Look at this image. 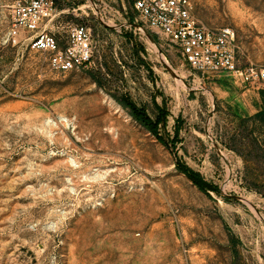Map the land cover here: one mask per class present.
Masks as SVG:
<instances>
[{"label":"rangeland","instance_id":"rangeland-1","mask_svg":"<svg viewBox=\"0 0 264 264\" xmlns=\"http://www.w3.org/2000/svg\"><path fill=\"white\" fill-rule=\"evenodd\" d=\"M191 2L264 69V0ZM55 4L63 45L91 31L89 69L51 70L0 0V264H264V83L204 79L129 0Z\"/></svg>","mask_w":264,"mask_h":264},{"label":"built area","instance_id":"built-area-1","mask_svg":"<svg viewBox=\"0 0 264 264\" xmlns=\"http://www.w3.org/2000/svg\"><path fill=\"white\" fill-rule=\"evenodd\" d=\"M130 1L137 21L152 33L165 36L190 69L204 79L228 75L247 86L264 83V69L239 66L234 31L206 27L197 18L191 0ZM9 9L14 27L31 35V50L47 55L51 70L67 73L91 67L94 50L88 28L72 27L65 47L49 30L56 13L55 0H10ZM132 26L143 31L139 25Z\"/></svg>","mask_w":264,"mask_h":264},{"label":"trees","instance_id":"trees-1","mask_svg":"<svg viewBox=\"0 0 264 264\" xmlns=\"http://www.w3.org/2000/svg\"><path fill=\"white\" fill-rule=\"evenodd\" d=\"M129 4L132 6L131 1L129 0ZM132 22V21H131ZM129 107L132 109L134 116L148 129L150 130L156 137H159V125L164 122V116L161 115L160 119L157 122H154L143 110L138 109L137 107L133 105H129ZM181 171L185 174H187L190 179L198 185L202 190L205 189L206 183L203 181V179L196 173L192 172L191 170L187 168H181Z\"/></svg>","mask_w":264,"mask_h":264},{"label":"crops","instance_id":"crops-1","mask_svg":"<svg viewBox=\"0 0 264 264\" xmlns=\"http://www.w3.org/2000/svg\"><path fill=\"white\" fill-rule=\"evenodd\" d=\"M58 17H59V16H55V17H54V19L52 20V22L49 24L48 28H49V30H50V31L56 36V38H57V40H58L60 46L65 47V46L67 45V43H68V40H69V35H70V30H71V28H70V30L68 31V36H67V38H66V43L64 44L65 46L62 44V39L60 38V36H57L56 33L53 32V31L50 29L51 24L54 23V21H56V20L58 19ZM124 27H125V26H124Z\"/></svg>","mask_w":264,"mask_h":264}]
</instances>
